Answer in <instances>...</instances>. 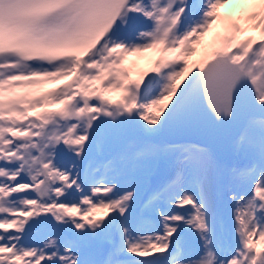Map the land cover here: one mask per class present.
Returning a JSON list of instances; mask_svg holds the SVG:
<instances>
[{"label": "snow or ice", "instance_id": "6c2138e0", "mask_svg": "<svg viewBox=\"0 0 264 264\" xmlns=\"http://www.w3.org/2000/svg\"><path fill=\"white\" fill-rule=\"evenodd\" d=\"M0 264H264V0H0Z\"/></svg>", "mask_w": 264, "mask_h": 264}]
</instances>
